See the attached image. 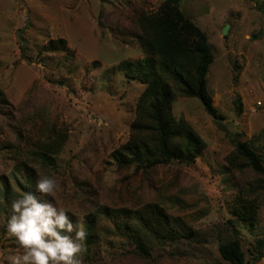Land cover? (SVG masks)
<instances>
[{
	"label": "rangeland",
	"instance_id": "1",
	"mask_svg": "<svg viewBox=\"0 0 264 264\" xmlns=\"http://www.w3.org/2000/svg\"><path fill=\"white\" fill-rule=\"evenodd\" d=\"M264 0H181L183 13L206 33L213 60L207 89L220 118L197 98L176 93L175 120L183 118L204 141L193 163L153 167L120 165L113 151L130 136L144 85L119 67L147 54L135 35L144 15L164 0H0V264L22 255L6 229L11 203L36 191L42 175L59 188L60 207L96 218V239L82 247L80 264H214L231 236L234 199L258 176L239 171L226 156L237 142L252 145L264 161ZM228 25L226 34L224 27ZM58 39L64 51H45ZM45 143L52 159L35 154ZM252 227L236 224L246 258L264 238V191ZM156 203L188 238L154 242L141 255L135 242L100 210ZM72 216L73 222L76 217ZM83 221V223H84ZM252 264H264L263 256Z\"/></svg>",
	"mask_w": 264,
	"mask_h": 264
},
{
	"label": "trees",
	"instance_id": "2",
	"mask_svg": "<svg viewBox=\"0 0 264 264\" xmlns=\"http://www.w3.org/2000/svg\"><path fill=\"white\" fill-rule=\"evenodd\" d=\"M180 1L164 0L155 13L143 16L141 32L135 38L147 57L119 63L130 79L144 85L136 102L130 136L112 153V158L120 165L136 162L153 167L172 161L190 164L201 154L205 147L201 137L183 118L175 120L172 116L171 104L176 93L197 98L209 115L221 117L212 105L207 89V73L213 60L207 35L183 13ZM259 9L264 14V1ZM44 49L49 52L64 51L65 41L58 39ZM39 150L35 156L49 161L57 149L45 143ZM226 160L230 166L238 167L239 171L249 168L258 178L254 185L250 184V189L244 188L235 197L234 218L227 220L231 236L220 242V260L214 264H252L263 256L264 238L255 240L253 249L249 250L250 257L246 258L236 224L252 227L257 221L259 203L256 197L249 195L264 191V161L246 141L237 142ZM100 212L110 217L114 226L135 242L141 255H149L154 242L175 241L193 235L192 230L177 225L166 210L156 203L146 204L134 211L103 207ZM95 223L94 216H86L84 225L87 238L82 242V247L88 251L97 237Z\"/></svg>",
	"mask_w": 264,
	"mask_h": 264
},
{
	"label": "clouds",
	"instance_id": "3",
	"mask_svg": "<svg viewBox=\"0 0 264 264\" xmlns=\"http://www.w3.org/2000/svg\"><path fill=\"white\" fill-rule=\"evenodd\" d=\"M58 188L54 175H42L36 183L39 196L26 192L12 201L6 229L18 241L22 255L13 256L10 264H80L87 238L84 216L50 199ZM68 213L76 217L75 223Z\"/></svg>",
	"mask_w": 264,
	"mask_h": 264
},
{
	"label": "water",
	"instance_id": "4",
	"mask_svg": "<svg viewBox=\"0 0 264 264\" xmlns=\"http://www.w3.org/2000/svg\"><path fill=\"white\" fill-rule=\"evenodd\" d=\"M227 29H228V25L224 27L223 34H226Z\"/></svg>",
	"mask_w": 264,
	"mask_h": 264
}]
</instances>
